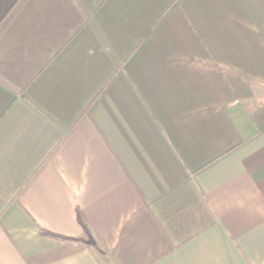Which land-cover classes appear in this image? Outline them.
Instances as JSON below:
<instances>
[{
	"label": "crops",
	"instance_id": "0c3cea01",
	"mask_svg": "<svg viewBox=\"0 0 264 264\" xmlns=\"http://www.w3.org/2000/svg\"><path fill=\"white\" fill-rule=\"evenodd\" d=\"M0 264H264V0H0Z\"/></svg>",
	"mask_w": 264,
	"mask_h": 264
}]
</instances>
